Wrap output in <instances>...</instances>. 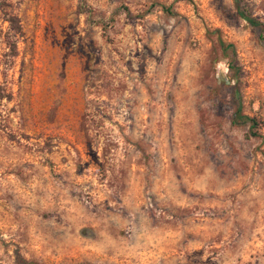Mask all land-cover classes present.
Instances as JSON below:
<instances>
[{
    "label": "rangeland",
    "instance_id": "374dc122",
    "mask_svg": "<svg viewBox=\"0 0 264 264\" xmlns=\"http://www.w3.org/2000/svg\"><path fill=\"white\" fill-rule=\"evenodd\" d=\"M248 19L264 0H4L0 264H264Z\"/></svg>",
    "mask_w": 264,
    "mask_h": 264
},
{
    "label": "trees",
    "instance_id": "16d2710c",
    "mask_svg": "<svg viewBox=\"0 0 264 264\" xmlns=\"http://www.w3.org/2000/svg\"><path fill=\"white\" fill-rule=\"evenodd\" d=\"M3 1L4 0H0V4H2ZM247 21L250 25L255 26L260 31V33H264V26L262 24L258 23L257 21H254V20H250V19H248ZM8 22L11 23L10 18H8ZM239 113H240V107L237 106V108L235 110V115H234L235 118L232 119V122H235L237 119H245L248 122H250V129L255 127L256 123H255V120L253 118H248V117L243 118L242 116H240Z\"/></svg>",
    "mask_w": 264,
    "mask_h": 264
}]
</instances>
